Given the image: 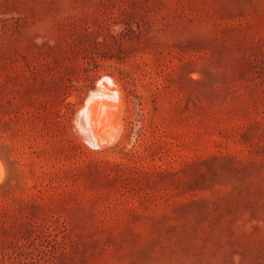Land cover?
<instances>
[{
    "label": "rangeland",
    "instance_id": "obj_1",
    "mask_svg": "<svg viewBox=\"0 0 264 264\" xmlns=\"http://www.w3.org/2000/svg\"><path fill=\"white\" fill-rule=\"evenodd\" d=\"M0 264H264V0H0Z\"/></svg>",
    "mask_w": 264,
    "mask_h": 264
},
{
    "label": "bare ground",
    "instance_id": "obj_2",
    "mask_svg": "<svg viewBox=\"0 0 264 264\" xmlns=\"http://www.w3.org/2000/svg\"><path fill=\"white\" fill-rule=\"evenodd\" d=\"M106 81H107V80H106ZM106 81H105V82H106ZM103 82H104V81H103ZM103 82H102V83H103ZM104 84H105V83H104ZM102 85H103V84H102ZM106 85H107V84H106ZM107 86H109V85H107ZM105 88H106V87H105ZM102 90H104V89H102ZM108 90H109V89H108ZM110 90H111V88H110ZM105 91H106V90H105ZM96 92H97V90H96ZM96 92H95V93H96ZM98 92H100V91H98ZM106 92H107V91H106ZM93 94H94V93H93ZM93 94H92V96H93ZM101 94H102V92H101ZM94 95H96V94H94ZM89 97H90V99H91V95H90ZM95 97H96V96H95ZM105 97H106V96H105ZM108 98H109V97H108ZM108 98H106V99H108ZM90 99H89V100H90ZM104 102H106V101H104ZM88 103H89V102H88ZM88 105H89V104H88ZM100 105H101V104H100ZM104 105H105V104H104ZM102 106H103V105H102ZM107 106H108V105H106V107H107ZM89 107H90V105H89ZM89 107H88V108H89ZM92 107H93V106H92ZM103 108H104V107H103ZM91 109H92V108H91ZM86 110H87V109H86ZM107 110H108V109H107ZM85 113H86V112H85ZM94 113H95V111H94ZM96 113H97V112H96ZM105 114H106V113H105ZM81 116H83V115L81 114ZM83 117H84V116H83ZM88 117H89V115H88ZM96 117H97V116H96ZM106 117H107V116H106ZM98 118H99V117H98ZM99 119H100V118H99ZM105 119H106V118H105ZM108 121H109V120H108ZM81 122H82L83 125H86V122H87V121H86L84 118H82V119H81ZM97 122H100V121H97ZM88 123H90V122H88ZM101 123H102V122H101ZM80 124H81V123H80ZM82 124H81V126H83ZM88 125H89V124H88ZM89 126H90V125H89ZM89 128H90V127H89ZM94 128H96V126H95ZM93 130H94V129H93ZM88 131H89V130H88ZM85 132H86V131H85ZM89 132H90V131H89ZM93 132H94V131H93ZM93 132H92V133H93ZM89 136H90V135H89ZM91 136H92V135H91ZM92 138H93V137H92ZM92 138H91V139H92ZM96 140H97V139H96ZM95 143H96V142H95ZM97 143H98V142H97Z\"/></svg>",
    "mask_w": 264,
    "mask_h": 264
}]
</instances>
